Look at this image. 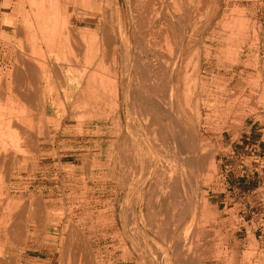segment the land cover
<instances>
[{
  "label": "rangeland",
  "instance_id": "obj_1",
  "mask_svg": "<svg viewBox=\"0 0 264 264\" xmlns=\"http://www.w3.org/2000/svg\"><path fill=\"white\" fill-rule=\"evenodd\" d=\"M1 218L3 264H264V0H0Z\"/></svg>",
  "mask_w": 264,
  "mask_h": 264
},
{
  "label": "bare ground",
  "instance_id": "obj_2",
  "mask_svg": "<svg viewBox=\"0 0 264 264\" xmlns=\"http://www.w3.org/2000/svg\"><path fill=\"white\" fill-rule=\"evenodd\" d=\"M51 1H54V0H51ZM84 2H86V3H91V4H95L96 5V3L98 2V1H100V0H83ZM102 1V0H101ZM107 1V0H106ZM109 1V0H108ZM175 1V0H174ZM56 2H58V1H56ZM154 2V1H153ZM156 2V1H155ZM53 3V2H52ZM59 3V2H58ZM63 3V2H62ZM75 3V2H74ZM77 4V3H76ZM85 4V3H84ZM170 4V3H169ZM56 7L58 6L57 4H54ZM110 5V4H109ZM51 6V5H50ZM52 7H54L53 5H52ZM137 7V6H136ZM156 7V6H155ZM165 7V6H164ZM51 9V8H50ZM53 9V8H52ZM49 10V11H51V13L53 12V10ZM92 8H90V10H91ZM143 9V8H142ZM162 9V8H161ZM57 10H61V9H54V11L55 12H58V15H59V11H57ZM42 12V9L39 11V14ZM183 12V11H182ZM70 13V12H69ZM37 15V14H36ZM55 15V14H54ZM69 15V14H68ZM68 15H66V16H68ZM146 15V14H145ZM159 15V14H158ZM40 16H41V14H40ZM56 16V15H55ZM70 16V15H69ZM44 18V17H43ZM154 20V19H153ZM66 22V21H65ZM153 22H155V21H153ZM159 22V21H158ZM67 23V22H66ZM39 25V24H38ZM68 33V32H67ZM147 34V33H146ZM154 34V33H153ZM151 35V34H150ZM150 37V36H149ZM45 38V37H44ZM139 38V37H138ZM152 38V37H151ZM143 40H146L145 38L143 39ZM70 42V41H69ZM128 42H126V44H127ZM168 44V43H167ZM150 45V44H149ZM110 47V46H109ZM154 51V50H153ZM126 52V51H125ZM141 52V51H140ZM105 53V52H104ZM76 55V54H75ZM159 55V54H158ZM172 56V55H171ZM156 57V56H155ZM88 59V58H87ZM105 59V58H104ZM29 60V59H28ZM164 63V62H163ZM89 64V63H88ZM91 64V63H90ZM165 64V63H164ZM85 65V64H84ZM163 68V67H162ZM30 69V68H29ZM34 71V68H31L30 69V71ZM103 71V70H102ZM105 71V70H104ZM35 72V71H34ZM33 72V73H34ZM60 72V71H59ZM111 72V71H110ZM144 72V71H143ZM112 73V72H111ZM151 73V72H150ZM20 74V73H19ZM19 74L18 75H16V76H18V77H20L21 76V74H20V76H19ZM62 74L64 75V76H66L65 75V73L64 72H62ZM67 74V73H66ZM91 74V73H90ZM68 75V74H67ZM100 75V74H99ZM144 75V74H143ZM150 75V74H149ZM17 77V78H18ZM89 77V76H88ZM114 77V76H113ZM67 78V77H66ZM95 78V77H94ZM143 78V77H142ZM18 79H20V80H22L21 78H18ZM68 79V78H67ZM88 79H90V78H88ZM151 79V78H150ZM29 80V79H28ZM153 80V79H152ZM96 81V80H95ZM164 82V81H163ZM152 83V82H151ZM166 83V82H165ZM90 86V85H89ZM94 86V85H93ZM104 86V85H103ZM113 86V85H112ZM31 87V86H30ZM22 88V87H21ZM91 89V88H90ZM138 90V89H137ZM21 92H22V90H21ZM25 92V91H24ZM23 92V93H24ZM110 92H112V91H110ZM115 92H116V94L117 95H119V86H116V90H115ZM135 92V91H134ZM140 92V91H139ZM103 95V94H102ZM132 95V94H131ZM28 96V95H27ZM33 96V95H32ZM72 97V96H71ZM143 98V97H142ZM70 100V99H69ZM163 115H162V120H164L165 118L167 119V120H169V121H173V117L169 114V112H165V113H162ZM148 119V118H147ZM149 121V120H148ZM147 122V121H146ZM154 124H156V122H152V125H154ZM178 124V123H177ZM176 126V125H175ZM166 127V126H165ZM168 128V127H167ZM145 129V128H144ZM177 131V130H176ZM178 137V136H177ZM179 139V138H178ZM175 140V142H178V141H176V138L174 139ZM174 145H175V143H173ZM174 150V149H173ZM170 151H171V149H170ZM139 153V152H138ZM190 155V154H189ZM188 156V155H187ZM177 157V156H176ZM191 157V156H190ZM171 161H173V160H171ZM177 163V162H176ZM179 163V162H178ZM162 165V164H161ZM175 166V165H174ZM175 199V198H174ZM4 216V215H3ZM3 216H2V218H3ZM10 216V215H9ZM0 219V222H1V224H2V226L4 227V230H3V228L0 226V228H2V230H1V232H6L7 233V235H10V237H12V239L14 238V237H17L18 235H19V233H18V230L20 229V228H18L17 227V225H13L12 227H14L15 228V230L11 227V225H10V227L7 225L8 223L9 224H11L12 222H11V218L10 219H6V221L4 222V219ZM3 220V221H2ZM8 221H10V222H8ZM0 224V225H1ZM13 224V223H12ZM15 224V223H14ZM9 228H8V227ZM24 228V227H23ZM22 231V230H21ZM21 231H19V232H21ZM23 233V232H22ZM21 234V233H20ZM3 236V235H2ZM2 236H0V238L2 237ZM186 250V249H185ZM0 264H3V262H2V258L0 257Z\"/></svg>",
  "mask_w": 264,
  "mask_h": 264
},
{
  "label": "crops",
  "instance_id": "obj_3",
  "mask_svg": "<svg viewBox=\"0 0 264 264\" xmlns=\"http://www.w3.org/2000/svg\"><path fill=\"white\" fill-rule=\"evenodd\" d=\"M19 76H20V74H19ZM18 78L22 79L21 76ZM18 80H20V79H18ZM43 255H45L44 259L28 257V259H26V261L29 262V261H31V259H34V260L38 259V260H42V261L46 260L50 264H53V263L57 264L55 262H58V260H59V257L55 256V254H52V256H51V254H43ZM93 255H95V254H74V256L72 257V259H74V262L73 261L72 262H73V264H90V260L93 257Z\"/></svg>",
  "mask_w": 264,
  "mask_h": 264
},
{
  "label": "built area",
  "instance_id": "obj_4",
  "mask_svg": "<svg viewBox=\"0 0 264 264\" xmlns=\"http://www.w3.org/2000/svg\"><path fill=\"white\" fill-rule=\"evenodd\" d=\"M262 256H264V254H262ZM259 260H261L260 259V256H257V258L254 259L251 263H253V264H259Z\"/></svg>",
  "mask_w": 264,
  "mask_h": 264
}]
</instances>
